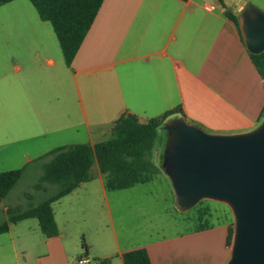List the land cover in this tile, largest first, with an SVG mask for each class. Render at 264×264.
I'll return each mask as SVG.
<instances>
[{
	"label": "crops",
	"instance_id": "1",
	"mask_svg": "<svg viewBox=\"0 0 264 264\" xmlns=\"http://www.w3.org/2000/svg\"><path fill=\"white\" fill-rule=\"evenodd\" d=\"M246 1L264 10V0ZM222 2L103 0L70 67L37 10L22 0L1 5L19 8L23 24L19 34L0 38V172L59 146L106 140L123 114L146 123L180 108L171 120L184 118L213 134L258 127L264 79L225 15L240 16L244 4ZM166 131H160L157 162L166 152ZM77 132L87 141H73ZM91 175L53 203L57 235L45 236L34 218L0 234V264H74L84 253L102 264H124L122 254L137 248L147 249L152 264H227L228 221L169 236L140 234L127 224V189L107 190L98 168Z\"/></svg>",
	"mask_w": 264,
	"mask_h": 264
},
{
	"label": "trees",
	"instance_id": "2",
	"mask_svg": "<svg viewBox=\"0 0 264 264\" xmlns=\"http://www.w3.org/2000/svg\"><path fill=\"white\" fill-rule=\"evenodd\" d=\"M14 0H0V6ZM40 18L49 22L57 36L65 64L70 67L91 28L103 0H30ZM222 2V0H220ZM223 3V2H222ZM225 15L237 26L240 34V16L231 10ZM242 37V34H241ZM251 58L264 79V51L251 53ZM181 113L180 108L142 123L134 114H123L114 123L111 137L94 143H78L56 147L34 160L40 164L42 173L34 185L35 192L43 194L36 205L25 209L8 206L5 218H0V234L7 233L19 221L36 218L45 236L58 234L53 203L71 193L80 183L92 179L91 168L97 165L104 177L107 190H123L137 184L152 181L164 169L165 152L157 162L155 149L160 131L171 118ZM31 163L21 168L0 172V209L7 194L22 178ZM28 198L31 197L27 193ZM202 203V200L198 203ZM195 207V206H194ZM209 208H203L200 216L207 215ZM200 224L195 229L209 227ZM234 227L228 228L227 244L233 243ZM83 247L87 248L83 240ZM124 264H152L146 248H137L122 254Z\"/></svg>",
	"mask_w": 264,
	"mask_h": 264
},
{
	"label": "water",
	"instance_id": "3",
	"mask_svg": "<svg viewBox=\"0 0 264 264\" xmlns=\"http://www.w3.org/2000/svg\"><path fill=\"white\" fill-rule=\"evenodd\" d=\"M240 31L249 52L264 51V10L242 0ZM164 172L175 202L189 210L203 199L229 205L234 215L227 264H264V120L252 131L213 134L184 118L166 122Z\"/></svg>",
	"mask_w": 264,
	"mask_h": 264
},
{
	"label": "rangeland",
	"instance_id": "4",
	"mask_svg": "<svg viewBox=\"0 0 264 264\" xmlns=\"http://www.w3.org/2000/svg\"><path fill=\"white\" fill-rule=\"evenodd\" d=\"M22 2H24L26 7L32 10V12L33 10L36 12V8L34 9L30 0H22ZM22 24L19 8L8 6L4 9H0V38H3L5 34H19ZM48 26L50 25L48 24ZM4 47L5 44L3 41H0V50H3L2 48ZM58 52L61 58L62 50L60 46L58 47ZM79 98L77 94V104L79 103ZM163 136L165 138L164 133ZM86 139L87 138L83 137V132H77L73 141L77 143L87 141ZM101 139L103 140V138H100V140ZM162 153L163 151L160 153V158ZM15 165L20 164H15V162H13L12 166ZM96 171L97 165L94 164L91 168V173H95ZM41 173L40 164L38 162L31 163L22 178L7 194L2 204L18 206L20 209L38 204L43 194L41 192H35L33 187L38 182ZM122 192L123 210L125 216H127V224L132 225L140 234H154L157 237L159 235L169 236L194 229L200 224L213 225L225 223L227 221L232 227H235L232 210L229 205L224 202L203 199L202 203L197 204L189 210H181L175 207V195L172 182L164 171L157 175L152 181L137 184L131 189ZM27 193L31 194L30 198L26 196ZM205 207L209 208L210 212L201 217L200 213H202ZM2 209L3 205H1L0 209V218L4 219L5 216L1 213ZM31 222L37 224L38 220L34 218ZM21 258H23L22 254Z\"/></svg>",
	"mask_w": 264,
	"mask_h": 264
},
{
	"label": "built area",
	"instance_id": "5",
	"mask_svg": "<svg viewBox=\"0 0 264 264\" xmlns=\"http://www.w3.org/2000/svg\"><path fill=\"white\" fill-rule=\"evenodd\" d=\"M74 264H102L100 260L84 253L76 258Z\"/></svg>",
	"mask_w": 264,
	"mask_h": 264
}]
</instances>
